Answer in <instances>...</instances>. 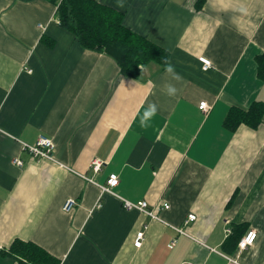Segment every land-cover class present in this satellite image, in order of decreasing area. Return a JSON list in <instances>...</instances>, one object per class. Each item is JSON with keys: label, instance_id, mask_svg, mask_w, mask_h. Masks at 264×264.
Instances as JSON below:
<instances>
[{"label": "crops", "instance_id": "0c3cea01", "mask_svg": "<svg viewBox=\"0 0 264 264\" xmlns=\"http://www.w3.org/2000/svg\"><path fill=\"white\" fill-rule=\"evenodd\" d=\"M96 1L167 50L182 79L156 63L126 76L61 26L55 4L0 0V264H19L8 255L17 239L59 264H264V116L256 128L226 122L264 103V0ZM149 103L158 112L142 127ZM42 135L53 160L23 149ZM251 230L255 244L239 251Z\"/></svg>", "mask_w": 264, "mask_h": 264}, {"label": "trees", "instance_id": "16d2710c", "mask_svg": "<svg viewBox=\"0 0 264 264\" xmlns=\"http://www.w3.org/2000/svg\"><path fill=\"white\" fill-rule=\"evenodd\" d=\"M30 1V0H25ZM57 6L61 26L75 35L84 49L105 53L115 59L121 72L138 78L150 63L165 67L169 52L123 24V15L96 0H48ZM259 71L264 75V55L258 58ZM264 103L255 102L247 109L233 108L227 125L235 131L240 125L258 127L263 120ZM8 255L19 264H59V260L34 242L15 240Z\"/></svg>", "mask_w": 264, "mask_h": 264}, {"label": "built area", "instance_id": "2783aa9c", "mask_svg": "<svg viewBox=\"0 0 264 264\" xmlns=\"http://www.w3.org/2000/svg\"><path fill=\"white\" fill-rule=\"evenodd\" d=\"M201 61L204 64V68L208 69L211 67V62L205 58H202ZM200 109L208 113L211 110V106H209L206 102H202L200 104ZM55 143L54 141L47 137V136H40L37 142L34 145H29V144H23V149L29 151L34 158L38 159H50L53 160V153L55 151ZM17 164L22 165V161L20 160H15ZM103 163L99 160H95L93 162V169L98 172L100 171ZM119 177L116 174H113L109 177L107 186H104L102 189L104 191L111 192L113 188L118 186L119 184ZM124 205L127 209H138L147 215H149L152 218H158L156 215V212L154 208H149V204L146 201L139 202L137 204L125 201ZM77 206V201L73 198L68 199L65 204L63 205V211L65 212H71L75 207ZM163 208L168 209L169 205L164 203ZM197 216L195 214H189L188 217L184 221V225L188 226L189 224L193 223L196 221ZM180 232H183L182 230H179ZM144 231H141L137 234L136 241H135V246L137 248H140L142 246V240L144 238ZM257 239V232L255 230L249 231L239 242L238 244V249L239 251H244L247 250L249 247L253 246L255 244V241ZM234 262H237L236 260H233Z\"/></svg>", "mask_w": 264, "mask_h": 264}, {"label": "clouds", "instance_id": "9594fccd", "mask_svg": "<svg viewBox=\"0 0 264 264\" xmlns=\"http://www.w3.org/2000/svg\"><path fill=\"white\" fill-rule=\"evenodd\" d=\"M120 6V5H118ZM165 73L167 76L171 77L172 80L180 81L182 77L176 73L174 66L170 62H165ZM166 94L168 96H175L178 92L176 86L172 83H167L164 86ZM158 107L155 103H149L148 107L145 109L143 115L141 116L140 124L142 127H148L149 121L157 114Z\"/></svg>", "mask_w": 264, "mask_h": 264}]
</instances>
